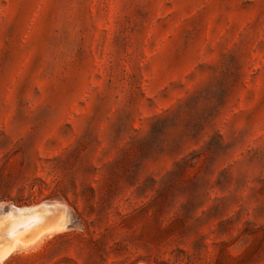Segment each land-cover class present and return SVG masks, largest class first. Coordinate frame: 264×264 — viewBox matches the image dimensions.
I'll list each match as a JSON object with an SVG mask.
<instances>
[{
  "label": "rangeland",
  "instance_id": "obj_1",
  "mask_svg": "<svg viewBox=\"0 0 264 264\" xmlns=\"http://www.w3.org/2000/svg\"><path fill=\"white\" fill-rule=\"evenodd\" d=\"M0 264H264V0H0Z\"/></svg>",
  "mask_w": 264,
  "mask_h": 264
},
{
  "label": "bare ground",
  "instance_id": "obj_2",
  "mask_svg": "<svg viewBox=\"0 0 264 264\" xmlns=\"http://www.w3.org/2000/svg\"><path fill=\"white\" fill-rule=\"evenodd\" d=\"M29 211V210H28ZM32 211V210H31ZM33 212V211H32ZM35 212V211H34ZM45 212V211H44ZM40 214L36 213L32 216H27L26 214H21L20 216L16 217L14 220V223L16 226L19 227L18 231H21L23 229H27L29 225H33V221L37 222V218ZM12 216V215H11ZM12 235V234H11ZM15 241V239H14ZM2 246V245H1Z\"/></svg>",
  "mask_w": 264,
  "mask_h": 264
},
{
  "label": "crops",
  "instance_id": "obj_3",
  "mask_svg": "<svg viewBox=\"0 0 264 264\" xmlns=\"http://www.w3.org/2000/svg\"><path fill=\"white\" fill-rule=\"evenodd\" d=\"M14 252V249L11 251V253Z\"/></svg>",
  "mask_w": 264,
  "mask_h": 264
}]
</instances>
